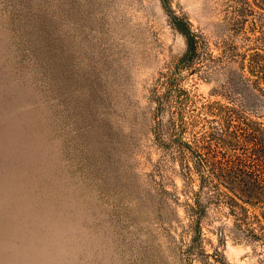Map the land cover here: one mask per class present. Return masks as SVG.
<instances>
[{
  "label": "rangeland",
  "instance_id": "obj_1",
  "mask_svg": "<svg viewBox=\"0 0 264 264\" xmlns=\"http://www.w3.org/2000/svg\"><path fill=\"white\" fill-rule=\"evenodd\" d=\"M228 1L0 0V264H264L225 208L191 212L160 106L171 73L229 102L178 68L177 21L214 55L264 51V11L236 30Z\"/></svg>",
  "mask_w": 264,
  "mask_h": 264
},
{
  "label": "trees",
  "instance_id": "obj_2",
  "mask_svg": "<svg viewBox=\"0 0 264 264\" xmlns=\"http://www.w3.org/2000/svg\"><path fill=\"white\" fill-rule=\"evenodd\" d=\"M228 2L230 13L238 17L236 30L262 15L256 8L264 11V0ZM177 27L187 46L178 68L199 70L205 79L222 76L229 101L197 105L189 91L177 86V73L165 82L167 92L160 106L170 100L169 143L184 169L185 182L191 188L197 183L189 191L194 200L189 208L196 215L206 210L205 201L223 207L242 237L264 244V123L250 117L264 116V51L241 53L234 44H226L214 55L189 22L179 20Z\"/></svg>",
  "mask_w": 264,
  "mask_h": 264
},
{
  "label": "water",
  "instance_id": "obj_3",
  "mask_svg": "<svg viewBox=\"0 0 264 264\" xmlns=\"http://www.w3.org/2000/svg\"><path fill=\"white\" fill-rule=\"evenodd\" d=\"M162 1L166 5V3H167L166 0H162ZM172 16H173L174 20L177 21L176 17H174V15H172Z\"/></svg>",
  "mask_w": 264,
  "mask_h": 264
}]
</instances>
